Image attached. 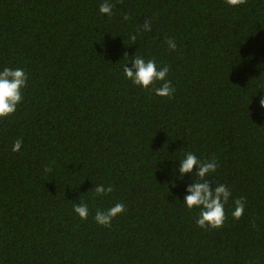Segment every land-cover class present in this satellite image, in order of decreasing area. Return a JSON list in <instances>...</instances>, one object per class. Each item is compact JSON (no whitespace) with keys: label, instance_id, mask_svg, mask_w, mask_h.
Returning a JSON list of instances; mask_svg holds the SVG:
<instances>
[{"label":"trees","instance_id":"obj_1","mask_svg":"<svg viewBox=\"0 0 264 264\" xmlns=\"http://www.w3.org/2000/svg\"><path fill=\"white\" fill-rule=\"evenodd\" d=\"M103 2L0 0V71L28 75L0 119V264H264V0H109L110 17ZM135 56L169 67L172 98L125 78ZM188 152L231 191L220 229L183 203Z\"/></svg>","mask_w":264,"mask_h":264},{"label":"clouds","instance_id":"obj_2","mask_svg":"<svg viewBox=\"0 0 264 264\" xmlns=\"http://www.w3.org/2000/svg\"><path fill=\"white\" fill-rule=\"evenodd\" d=\"M227 5L238 7L247 3V0H226ZM114 4L109 0H104L99 6L101 14L112 15ZM124 20L129 17L125 15ZM143 31H151V23L145 20ZM130 39L133 44L137 36L131 35ZM167 45L170 50H176L177 45L175 40L169 38ZM127 55V54H125ZM132 66H123V73L126 79L130 80L133 85L139 86L145 90H153L160 97L172 98L175 92L171 81L167 79L169 67L167 65L158 66L155 58L146 59L143 56H135L132 60ZM28 75L23 68L5 67L0 71V119L7 118L13 115L17 106L23 100V89L27 87ZM160 83L159 87L155 85ZM260 106L264 108V96L260 98ZM22 140L17 139L13 145L12 151L18 152L21 149ZM194 167L197 171L193 172ZM218 163L215 157L207 161L199 159L194 153L188 152L185 158L180 160L179 173L183 178L184 174L194 175V181L186 188L188 193L184 197V204L189 210L193 208L200 209L199 216L196 219V225L202 229H220L224 226L226 220L225 204L228 203L231 197L230 189L223 183L216 184L208 177L217 171ZM46 171H51V168H46ZM113 191L112 186L96 185L94 188L95 195L103 196ZM246 204V199L240 197L234 201V210L232 217L234 220H239L243 213ZM73 210L78 214L81 220L88 218L89 210L87 204H74ZM125 212L123 203H116L107 210H97L95 213V221L98 225L111 227L112 221L118 215Z\"/></svg>","mask_w":264,"mask_h":264}]
</instances>
